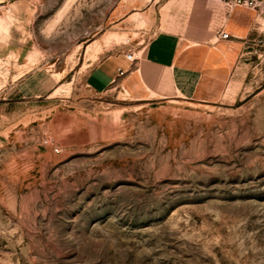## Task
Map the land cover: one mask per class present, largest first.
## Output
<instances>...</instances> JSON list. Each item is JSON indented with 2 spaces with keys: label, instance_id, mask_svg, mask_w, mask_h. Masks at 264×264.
<instances>
[{
  "label": "rangeland",
  "instance_id": "1",
  "mask_svg": "<svg viewBox=\"0 0 264 264\" xmlns=\"http://www.w3.org/2000/svg\"><path fill=\"white\" fill-rule=\"evenodd\" d=\"M226 1L0 0V264H264V11L193 99L85 81Z\"/></svg>",
  "mask_w": 264,
  "mask_h": 264
},
{
  "label": "crops",
  "instance_id": "2",
  "mask_svg": "<svg viewBox=\"0 0 264 264\" xmlns=\"http://www.w3.org/2000/svg\"><path fill=\"white\" fill-rule=\"evenodd\" d=\"M202 13V21L186 31L190 32L189 35L160 32L143 47L142 55H134L132 62L124 55L101 59L87 74L86 85L99 93L116 77L129 72L128 76H136L145 91L155 99H193L195 94L205 90L202 86L214 76L215 46L227 43L232 35V12L225 14L222 11L218 19L213 9L208 8ZM221 26L228 34L225 39L216 37ZM120 70L122 74H119Z\"/></svg>",
  "mask_w": 264,
  "mask_h": 264
},
{
  "label": "built area",
  "instance_id": "3",
  "mask_svg": "<svg viewBox=\"0 0 264 264\" xmlns=\"http://www.w3.org/2000/svg\"><path fill=\"white\" fill-rule=\"evenodd\" d=\"M236 6H246L249 8L259 7L261 10L264 11V0H230V1H226L225 7H224L225 14L231 13ZM216 37L221 38V39H225L228 37V34L223 31V26H221L217 30ZM124 57L130 62H132L135 59L134 54H131V53L124 54ZM122 73H123V71L120 70L119 74H122Z\"/></svg>",
  "mask_w": 264,
  "mask_h": 264
}]
</instances>
